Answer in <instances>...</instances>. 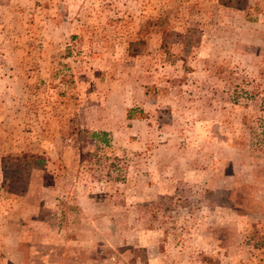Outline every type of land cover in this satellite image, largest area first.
Returning <instances> with one entry per match:
<instances>
[{
    "label": "rangeland",
    "instance_id": "1",
    "mask_svg": "<svg viewBox=\"0 0 264 264\" xmlns=\"http://www.w3.org/2000/svg\"><path fill=\"white\" fill-rule=\"evenodd\" d=\"M0 264H264V0H0Z\"/></svg>",
    "mask_w": 264,
    "mask_h": 264
},
{
    "label": "trees",
    "instance_id": "2",
    "mask_svg": "<svg viewBox=\"0 0 264 264\" xmlns=\"http://www.w3.org/2000/svg\"><path fill=\"white\" fill-rule=\"evenodd\" d=\"M93 135H94V136H99V135L105 136L106 133H101V134H99V133H93Z\"/></svg>",
    "mask_w": 264,
    "mask_h": 264
}]
</instances>
